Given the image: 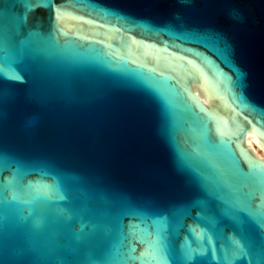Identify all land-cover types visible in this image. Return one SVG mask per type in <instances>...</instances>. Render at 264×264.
Returning a JSON list of instances; mask_svg holds the SVG:
<instances>
[{
  "label": "water",
  "instance_id": "obj_1",
  "mask_svg": "<svg viewBox=\"0 0 264 264\" xmlns=\"http://www.w3.org/2000/svg\"><path fill=\"white\" fill-rule=\"evenodd\" d=\"M250 130L264 0H0V264H264Z\"/></svg>",
  "mask_w": 264,
  "mask_h": 264
},
{
  "label": "bare ground",
  "instance_id": "obj_2",
  "mask_svg": "<svg viewBox=\"0 0 264 264\" xmlns=\"http://www.w3.org/2000/svg\"><path fill=\"white\" fill-rule=\"evenodd\" d=\"M194 93L202 100L207 102H212L208 90L206 87L204 88H196L193 87ZM252 142H255L253 132L250 130L246 134V138L244 140V145L259 159L264 160V149L252 147Z\"/></svg>",
  "mask_w": 264,
  "mask_h": 264
}]
</instances>
